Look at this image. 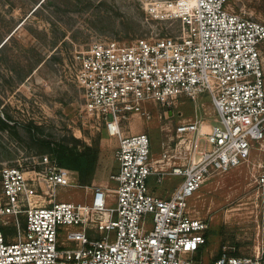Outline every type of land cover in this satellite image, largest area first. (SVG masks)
I'll list each match as a JSON object with an SVG mask.
<instances>
[{
	"label": "built area",
	"instance_id": "obj_1",
	"mask_svg": "<svg viewBox=\"0 0 264 264\" xmlns=\"http://www.w3.org/2000/svg\"><path fill=\"white\" fill-rule=\"evenodd\" d=\"M165 8L181 18L180 35L95 40L76 55L85 110L118 137L116 186L93 185L85 201H63L60 187L81 184L51 154L41 156L39 167L3 165L0 264H194L208 224L189 198L205 180L249 162L257 141L263 153L257 181L264 187V23L229 0H180ZM205 91L215 123L179 122L175 145H163L157 158L148 133L122 130L132 114L151 118L147 100L174 106L180 96L197 99ZM175 176L181 179L171 191L149 185L150 178L162 184ZM111 189L117 203L109 207ZM72 225L62 239L63 227ZM212 264H264V248L224 252Z\"/></svg>",
	"mask_w": 264,
	"mask_h": 264
},
{
	"label": "rangeland",
	"instance_id": "obj_2",
	"mask_svg": "<svg viewBox=\"0 0 264 264\" xmlns=\"http://www.w3.org/2000/svg\"><path fill=\"white\" fill-rule=\"evenodd\" d=\"M179 1L0 0V168L39 167L41 156L50 152L46 140L79 148L91 145L99 149L95 170L82 176L71 169L81 185L60 187L58 200L82 202L93 185L116 186L111 175L117 169L118 137L109 135L97 116L85 110L76 55L95 40L129 43L180 35L181 18L173 8H165ZM159 4L164 6L152 9ZM229 5L264 23V0H229ZM261 52L264 63V42ZM143 107L151 118L135 113L123 119L121 127L125 134L148 133L156 158L163 145H175L179 122L201 118L204 124L215 123L208 91L197 99L180 96L174 106L151 99ZM252 142L249 162L213 173L189 198L190 209L208 224V241L194 264H212L224 252L249 254L264 248V187L257 181L263 153L259 142ZM179 179L157 184L150 178L149 185L171 191ZM109 192L107 206H115L116 192ZM74 228L63 227L62 239Z\"/></svg>",
	"mask_w": 264,
	"mask_h": 264
},
{
	"label": "trees",
	"instance_id": "obj_3",
	"mask_svg": "<svg viewBox=\"0 0 264 264\" xmlns=\"http://www.w3.org/2000/svg\"><path fill=\"white\" fill-rule=\"evenodd\" d=\"M2 121L6 124L4 120ZM45 144L50 149L48 153L56 158L59 165L75 169L82 176H90L96 168L98 148L91 145L79 148L77 145H69L63 142L53 143L50 140H46ZM206 236H208L207 233Z\"/></svg>",
	"mask_w": 264,
	"mask_h": 264
},
{
	"label": "bare ground",
	"instance_id": "obj_4",
	"mask_svg": "<svg viewBox=\"0 0 264 264\" xmlns=\"http://www.w3.org/2000/svg\"><path fill=\"white\" fill-rule=\"evenodd\" d=\"M205 126L207 127V126H209V124L208 123H205Z\"/></svg>",
	"mask_w": 264,
	"mask_h": 264
}]
</instances>
